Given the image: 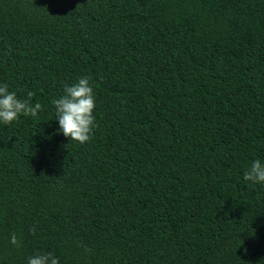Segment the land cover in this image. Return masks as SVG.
<instances>
[{"label": "trees", "instance_id": "obj_1", "mask_svg": "<svg viewBox=\"0 0 264 264\" xmlns=\"http://www.w3.org/2000/svg\"><path fill=\"white\" fill-rule=\"evenodd\" d=\"M0 84L42 105L0 124V264H264V0H0Z\"/></svg>", "mask_w": 264, "mask_h": 264}, {"label": "clouds", "instance_id": "obj_2", "mask_svg": "<svg viewBox=\"0 0 264 264\" xmlns=\"http://www.w3.org/2000/svg\"><path fill=\"white\" fill-rule=\"evenodd\" d=\"M90 80L91 77L82 76L72 85L65 84L63 94L51 101L59 125L58 132L71 142L81 145L91 141L96 127L93 115L96 99ZM33 96L34 93L28 91L25 98H18L16 92L9 91L7 84H0V124L8 126L19 120L21 115L37 118L42 105L33 104ZM243 180L250 182L249 186L264 184V163L259 159L252 161L243 174ZM29 232L35 235L36 226L30 228ZM9 242L13 246H20L15 233L10 234ZM27 264H60V261L52 252H46L28 257Z\"/></svg>", "mask_w": 264, "mask_h": 264}]
</instances>
